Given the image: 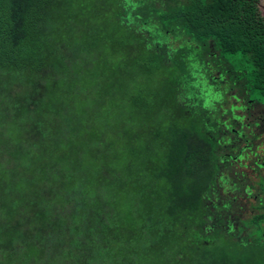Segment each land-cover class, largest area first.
<instances>
[{"label": "trees", "instance_id": "obj_1", "mask_svg": "<svg viewBox=\"0 0 264 264\" xmlns=\"http://www.w3.org/2000/svg\"><path fill=\"white\" fill-rule=\"evenodd\" d=\"M258 2L0 0V264H264ZM111 67L126 104L75 114Z\"/></svg>", "mask_w": 264, "mask_h": 264}, {"label": "rangeland", "instance_id": "obj_2", "mask_svg": "<svg viewBox=\"0 0 264 264\" xmlns=\"http://www.w3.org/2000/svg\"><path fill=\"white\" fill-rule=\"evenodd\" d=\"M260 12L264 16V13H263L264 11L262 9H260ZM101 63L102 62H99L98 64L99 67L97 70L102 68L100 67V65H102ZM119 72H120L119 69H115V68L112 69L111 67V69L107 73L108 74L107 77L97 82H94V80L91 79L90 77H83V82L80 83V85L82 84L80 87L85 88V95L84 94L83 96L79 95L76 99H72L71 105L75 104V107L73 108L74 113L82 114V115L85 114L86 116H89L90 114L89 105H91L92 107H95L97 103L103 101L104 96H107V98L105 97L107 102L113 103L115 101H118L119 103L126 104L125 97H124L126 96L125 89L127 90V88L130 86V82L129 80H127L128 78L127 75L121 76ZM114 73H116V75L120 76L121 78L123 77V82L121 83V85L118 84V81L113 82L114 78H116V75H114ZM111 81L113 83H111ZM109 89L112 90L113 93L110 92ZM213 97H214L213 99H217L215 96ZM122 104H120L119 106H122ZM64 111L65 109L62 108L61 112L64 113ZM91 116L92 114L90 115V117ZM262 148H264V145H260V147H258V151L261 152ZM241 170L246 172L247 175H250L253 177L252 170L249 167H241ZM219 194L221 196L222 204L226 200L230 201L234 197H237V199L240 201L246 200L245 199L246 197L239 196L236 194V192L234 191L233 185L230 183L222 184L219 187ZM227 203L229 204L231 202H227ZM232 205H230L229 208H227L228 210L226 211L228 213V215L226 216L227 225H229L230 222L234 221V216L236 212H233V211L234 210L236 211L238 209L237 204H232Z\"/></svg>", "mask_w": 264, "mask_h": 264}, {"label": "flooded vegetation", "instance_id": "obj_3", "mask_svg": "<svg viewBox=\"0 0 264 264\" xmlns=\"http://www.w3.org/2000/svg\"><path fill=\"white\" fill-rule=\"evenodd\" d=\"M233 102L236 110L240 112L239 118H241L243 123H245V119L248 121L255 120L250 135L252 136L256 134V137L252 138V141L246 140V143L241 142V147L244 149L242 152L246 151L244 157L239 155L238 158H235L234 156L232 158L244 163V167H249L253 174V177H251L255 179L259 176L258 168L264 171V148H262L261 152L258 151V147H260V145H264V124L260 122V120H264L262 117V108L252 104L250 107L243 105V109L241 110V100L239 98H233ZM247 146H249V148H247ZM244 158H246V160H244Z\"/></svg>", "mask_w": 264, "mask_h": 264}, {"label": "water", "instance_id": "obj_4", "mask_svg": "<svg viewBox=\"0 0 264 264\" xmlns=\"http://www.w3.org/2000/svg\"><path fill=\"white\" fill-rule=\"evenodd\" d=\"M258 7H259V9H262L264 11V0H259Z\"/></svg>", "mask_w": 264, "mask_h": 264}]
</instances>
